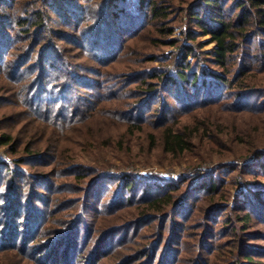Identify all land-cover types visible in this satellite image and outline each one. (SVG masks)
<instances>
[{
    "label": "trees",
    "instance_id": "trees-1",
    "mask_svg": "<svg viewBox=\"0 0 264 264\" xmlns=\"http://www.w3.org/2000/svg\"><path fill=\"white\" fill-rule=\"evenodd\" d=\"M147 27L153 46L170 48L144 54L157 65L141 68L132 55L122 73L107 69ZM256 73L264 74V0H0V79L42 128L66 131L108 113L106 86L116 82L115 96L128 98L122 124L144 132L137 123H153L161 151L180 156L195 147L199 127L177 115L219 104L264 111ZM201 126L199 140L210 132ZM59 134L45 147L32 139L22 147L13 131L0 133V264H218L222 254L224 264H264L253 255L264 250L240 238L254 235L240 232L253 217L264 223V187L235 181L233 200L232 183L213 175L150 183L125 168L63 162ZM229 166L264 178V146L251 163ZM102 217L107 225L98 227Z\"/></svg>",
    "mask_w": 264,
    "mask_h": 264
},
{
    "label": "rangeland",
    "instance_id": "rangeland-1",
    "mask_svg": "<svg viewBox=\"0 0 264 264\" xmlns=\"http://www.w3.org/2000/svg\"><path fill=\"white\" fill-rule=\"evenodd\" d=\"M152 34L147 27L142 29L135 38L130 41L126 40L125 43L128 44H126L127 53H125L124 59L121 63L118 62L114 65L115 67L110 66L107 69L122 73L123 66L132 61L129 58L132 55L136 57L137 61L134 65L141 68L157 65L155 62H146L145 58L143 59L144 54L167 53L166 51H169L170 48L163 45L153 46L150 40ZM203 39H207V37ZM210 47V45H206L204 49ZM216 70L218 71V69ZM253 81H255V84L264 85V74L256 73L253 76ZM120 83L121 80L117 82V86ZM115 84L116 82L106 86V93L110 96L104 106L107 107L108 113L97 111L91 118L75 124L66 131H55L53 128L40 127L36 119L30 120V118H33L32 116L28 115L22 108L14 105L16 94L13 93V88L15 86L13 87L11 83L2 78L0 79V116L4 118L2 119L0 133L13 131L19 138L22 147L29 139H32L33 145L45 147L46 143L54 139V135L59 132L60 136L53 142L58 147L59 152L57 154L62 156L61 161L84 164L99 169L106 166L125 168V171L135 172L139 178L150 183L156 180H175L182 176L191 177L195 182L200 175H213L232 183H230L229 188L233 200L238 193V187H234L235 181H239L243 187L247 183L251 187H264L263 177L258 175L254 177V172L250 175H244L241 174L239 169L234 170L235 167L229 166L236 163L239 165L251 163L255 158L256 149L264 146V111L261 113L230 111L228 106L219 104L217 106L192 108L182 115H177L176 123L182 126L187 124L190 130L199 127V130L194 132L196 138L193 140L196 145L193 150L176 156L161 151V128L153 123H137V125H141L144 132L139 131V126L138 129L130 132V126L122 124L123 121L120 117L123 116V113L121 109L127 108L126 99L122 100V96H115L118 91V89H115ZM134 86H131L130 89ZM114 108H120V112H117ZM117 113H119V116L115 117ZM202 121L207 123L210 132H208L207 137L202 136L199 140L202 134ZM149 133L154 135L152 142L150 136H148ZM4 152V148L0 147V154L4 155ZM20 152L22 154V151ZM236 158H239V160H236ZM50 169V165H45L41 170L48 171ZM68 195L70 194L67 193L66 196ZM223 195L225 198L226 194ZM207 201H204L197 210L196 218L198 216L200 218L204 213L205 207L208 206ZM117 216L116 219H120L124 214L120 213ZM256 217H253L246 227L240 230L243 234L252 233L254 235H240V238L246 244L264 250V223ZM196 218L191 221V225L194 226L190 227V232L199 229V224L195 225L194 222ZM105 225H107V220L103 217L100 218L97 226L105 227ZM226 239L225 245H229L231 241H234L230 236ZM253 255L257 260L264 263L263 254L256 253ZM209 257L212 260L215 258V256L210 255ZM240 259L244 260L245 258L241 256ZM225 260L223 254L222 258H215L218 264H224Z\"/></svg>",
    "mask_w": 264,
    "mask_h": 264
}]
</instances>
